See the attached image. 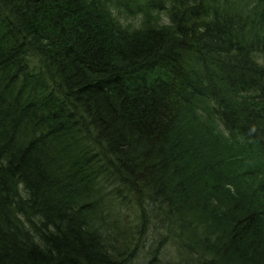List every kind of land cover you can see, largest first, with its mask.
<instances>
[{"label": "trees", "instance_id": "trees-1", "mask_svg": "<svg viewBox=\"0 0 264 264\" xmlns=\"http://www.w3.org/2000/svg\"><path fill=\"white\" fill-rule=\"evenodd\" d=\"M248 177L264 0H0V264H264Z\"/></svg>", "mask_w": 264, "mask_h": 264}, {"label": "rangeland", "instance_id": "rangeland-1", "mask_svg": "<svg viewBox=\"0 0 264 264\" xmlns=\"http://www.w3.org/2000/svg\"><path fill=\"white\" fill-rule=\"evenodd\" d=\"M225 136H226V134L225 133L224 134L221 133L219 130H215L214 131V135H212V138L214 140V142H212V143H214L216 145L217 144H220L221 147L224 148V150H227V152H225V154L222 153L223 154V157L222 158L227 159L226 156L228 155V153H232V154H229V155H231L230 156L231 158L229 157L228 159H233L234 160V157H233V154H234V155H237L238 156L237 158H240V160H242V163L243 164L244 163H247V162L251 163L252 162V159H251L252 157L249 156V153H245L244 154V158H242L243 155L237 153L235 151V148L234 147H231V148L229 147L230 146L229 144H233V143H231L230 140L228 138H226ZM215 150H216L217 154L220 152L216 148H215ZM242 167L243 166L237 162V165L233 169L232 174L234 176H236V174L239 173L238 171H240L242 169ZM241 173H242L241 175H245L244 172H241ZM248 179H249V183L252 185V190H255L253 192V193H255L254 196H257L258 199L264 198V192H263L264 183H263V181L261 179H254L253 182H252V181H250L252 179V177H248ZM260 203L262 204V200H261Z\"/></svg>", "mask_w": 264, "mask_h": 264}]
</instances>
